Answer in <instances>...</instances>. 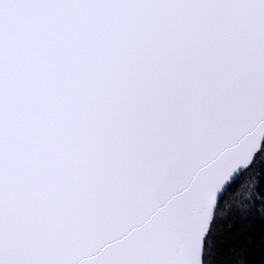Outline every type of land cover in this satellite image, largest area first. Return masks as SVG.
Returning a JSON list of instances; mask_svg holds the SVG:
<instances>
[{
    "label": "snow or ice",
    "instance_id": "snow-or-ice-1",
    "mask_svg": "<svg viewBox=\"0 0 264 264\" xmlns=\"http://www.w3.org/2000/svg\"><path fill=\"white\" fill-rule=\"evenodd\" d=\"M0 264H264V0H0Z\"/></svg>",
    "mask_w": 264,
    "mask_h": 264
}]
</instances>
